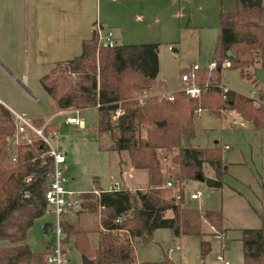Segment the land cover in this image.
Instances as JSON below:
<instances>
[{"label": "rangeland", "instance_id": "1", "mask_svg": "<svg viewBox=\"0 0 264 264\" xmlns=\"http://www.w3.org/2000/svg\"><path fill=\"white\" fill-rule=\"evenodd\" d=\"M227 3V0H0V4H15L13 8L5 9L4 25H0V97L13 111L31 122L35 117H44L36 123L49 117L55 112V105L40 77L57 61L80 52V40L93 33V23L101 24L105 31L109 29L117 43H157L159 68L149 92L163 90L168 95L167 92L180 88V73L187 71L193 63L205 68L214 57L220 12L236 7L232 2ZM17 4H24V7ZM20 11L21 15L12 14ZM183 42L187 44L186 50L181 49ZM221 66L219 83L242 96H249L254 90L256 96L264 98V88L259 81L247 79L238 68L228 66V62ZM206 70L198 71L196 76L199 83L202 75V86L205 87L209 75ZM199 94L196 101L207 95L212 107L190 109L192 103L184 99L193 116L194 133L189 137L182 134L180 143L183 146L217 145L226 169L220 177L221 187H209L194 178L187 181L184 203L200 209L222 210V224L226 227L222 239L224 245L215 236H222L223 225L208 230L202 220V230L208 232L211 239V247L204 256L200 255L199 239L195 235H174L169 227H158L152 241L136 247L137 261L159 260L167 253L176 264H222L217 259V254L222 252L229 264H244L242 228L263 227L264 231V127H255L220 93L203 90ZM252 106L261 105L253 101ZM78 109L77 115L83 120L81 125L65 124V115H60L56 116L61 122L59 128L45 127V130L56 128L59 132L51 142L66 156L64 164L68 167L70 187L89 190L93 184H98L104 189L109 188L111 174L121 179L117 168L120 159L121 181L126 183L125 187L132 191L145 188L143 169H136L134 174L127 169L131 166L127 151L99 148L92 131L94 108ZM24 138L19 135V139ZM104 139L109 143L106 135ZM225 144L227 148H224ZM177 150L176 146L162 147L160 156L164 159L160 166L165 178L173 171L170 166ZM202 174L212 177L214 171L204 163ZM196 189L203 193L190 199L189 193ZM175 190L171 188L166 193L173 195ZM47 209L34 219L27 232V242L35 251H45V240L50 239L48 245L55 242L53 232L48 235L43 229L44 222H51L52 226L55 223L49 205ZM80 211L83 212L76 220L75 217L67 220L73 222L76 229L85 231L89 244L94 246L100 227L99 208L94 211L84 206ZM165 214L169 216L171 211L167 210ZM177 244L179 248H176ZM62 246L65 264H81L83 253L71 234L63 238Z\"/></svg>", "mask_w": 264, "mask_h": 264}, {"label": "trees", "instance_id": "2", "mask_svg": "<svg viewBox=\"0 0 264 264\" xmlns=\"http://www.w3.org/2000/svg\"><path fill=\"white\" fill-rule=\"evenodd\" d=\"M80 48L77 55L57 61L40 81L58 109L94 108L92 131L99 148L127 151L131 167L146 170L147 182L145 188L135 191L121 183L118 189L98 186V195L92 191L80 194L86 198L85 208L94 211L99 208L97 240L91 246L85 231L61 219L66 238L71 234L92 264H176L167 253L159 260L137 262L135 258L136 247L152 241L156 228L169 227L174 235L198 237L200 255L204 256L211 247V239L209 233L202 230V220L220 228L222 210L185 205L184 186L190 179H197V173L202 174V166L206 163L214 175L202 174V181L209 187H221L220 177L226 165L216 144L212 147L183 146L180 138L182 134L189 137L194 133L193 116L184 99L192 103L190 109L212 107V103L207 95L197 102L198 96L191 97L179 88L171 92L172 98L164 92H149L159 68L155 42L103 44L94 30L91 36L81 40ZM212 58L217 60V66L196 70L200 73L207 69L209 73L201 92L220 93L255 127H264V106L253 107L250 96H242L230 88L224 91L219 83L223 58L227 59L228 66L238 68L247 79L257 80L254 67H264L262 0H237L233 10L220 12ZM201 76L200 85L204 82ZM118 109L125 114L124 118L117 114ZM37 120H33L36 125L44 121L36 123ZM162 120L164 123L157 124ZM49 127L57 126L48 123L46 129ZM14 133V114L0 102V264H47L45 255L49 245L44 252L35 251L27 243L26 236L34 219L48 210L44 191L52 168L51 155L47 153L48 145L39 137L19 142L10 149L9 141ZM105 135L109 143L104 141ZM175 146L178 150L170 166L173 171L165 178L160 166L164 157L160 152L162 147ZM12 150L16 155L14 162L11 161ZM167 179L173 181L171 188H176L181 197L166 193L171 189L163 185ZM167 210L171 211L169 216L165 214ZM262 221L264 223V216ZM49 225V222L43 224L48 234ZM241 240L244 264H264L263 227L242 228Z\"/></svg>", "mask_w": 264, "mask_h": 264}, {"label": "built area", "instance_id": "3", "mask_svg": "<svg viewBox=\"0 0 264 264\" xmlns=\"http://www.w3.org/2000/svg\"><path fill=\"white\" fill-rule=\"evenodd\" d=\"M97 32V38L99 42H102L103 44H113V36L110 30H107L105 32L102 31L100 26H97L96 28ZM227 59H223L221 61V64L227 63ZM218 62L215 58H212V60L209 62V64L206 66L207 68L211 69L217 66ZM200 69V65L198 63H193L187 71H184L180 73L179 81H180V88L181 90L185 91L189 96L195 97L198 96L200 93V89L202 85H200L196 81L197 72L196 70ZM205 87V86H204ZM222 88L224 91L228 89L227 86L222 84ZM169 98H172V93H168L167 95ZM249 96L253 99L254 102H256L259 105L264 106V98L259 97L255 95L254 90H252L249 94ZM75 112V113H74ZM78 109L74 111H70L71 114H69L66 117V121L73 124L81 125L83 120L77 115ZM15 117V133L12 137V143L10 146V149H12V146L14 144H17L21 141L19 139L20 136H25L24 141L30 142L32 140V137H39L41 138L47 145L48 150L47 153L51 155L52 159V168L49 173V179L47 181V188L44 191V195L46 198V201L48 205L51 208V211L53 212L55 216V223L51 228V231L53 232L55 236V242L52 243L49 247L50 250L46 253V261L47 262H53L54 264H65V259L63 256V238H64V232L62 229L61 219L62 215L66 213H72L77 208H81L83 206V200L80 196V192H76L68 187V177L65 173V154L62 152V150L58 149L56 146L53 145L52 138L58 134V130L56 128H50L48 130H45V127L47 126L48 122L43 123L40 126H37L33 122L29 121L27 118H24L19 113L12 111ZM123 114L122 110L118 109L117 114ZM228 145L225 144L224 148H227ZM11 159L16 160L15 153H11ZM43 155V154H41ZM121 182L120 180L113 174L110 175V185L108 189H118L120 188ZM166 187H174L173 181L171 179H167L164 184ZM92 191L96 194H99L100 190L93 187ZM203 193L202 190L196 189L189 193L190 199L198 198ZM82 194V192H81ZM175 198L181 197L180 192L176 189ZM218 239L221 241V245L223 246L224 243L222 239L224 238V235L222 234H216L215 235ZM179 246L176 245V248ZM218 259H223L222 252H219L217 254ZM224 264H228L227 260L223 261Z\"/></svg>", "mask_w": 264, "mask_h": 264}, {"label": "crops", "instance_id": "4", "mask_svg": "<svg viewBox=\"0 0 264 264\" xmlns=\"http://www.w3.org/2000/svg\"><path fill=\"white\" fill-rule=\"evenodd\" d=\"M220 1H222V0H220ZM228 1V3L227 4H231V2L233 3V4H236V1L237 0H227ZM263 1V3H264V0H262ZM14 5L15 4H0V25H4V16H5V9H10V7L11 8H13L14 7ZM19 5V6H18ZM17 6L18 7H24V4H22V6H21V4H17ZM12 14H16L17 16L18 15H21V11L19 12V13H12ZM20 18H21V16H20ZM22 20V19H21ZM21 20H18V23H20V21ZM97 26H100L101 27V29H102V31L103 32H105V29L103 28V26H101V24L99 25V24H92V29H93V31H91V32H94V30L96 31V28H97ZM0 29H1V27H0ZM109 30V29H108ZM107 31V30H106ZM97 33V32H96ZM93 34V33H92ZM91 34V35H92ZM91 35H89V36H91ZM113 36V35H112ZM83 38H87V36H85V37H82L81 38V40L83 39ZM81 40H80V43H81ZM160 91H162V92H164L163 90H160ZM164 93H166V92H164ZM167 93H170V92H167ZM49 95V94H48ZM49 97L51 98V100L54 102V100L52 99V97L49 95ZM262 97V96H261ZM0 102H2L3 104H5L6 106H8V108L11 110V111H13L12 109H11V107L9 106V104L7 103V102H5L1 97H0ZM54 107H55V112H53V113H51L50 114V116L48 117H45V119H44V121L42 122V124L43 123H45V122H48V123H58V128H59V126H60V124H61V122L60 121H58L57 119H56V116L58 117V116H60V115H65V119H64V123L65 124H73V123H69L68 121H66V117L69 115V114H71L70 113V111H74V110H69V108H65V109H61V111H60V109H58L57 107H56V104H55V102H54ZM79 110V109H78ZM60 111V112H59ZM63 111V112H62ZM40 118H44V117H35V118H33V120H35V119H40ZM47 123V124H48ZM41 124V125H42ZM74 125V124H73ZM37 126H40V125H37ZM58 134H59V132H58ZM57 134V135H58ZM56 135V136H57ZM56 136H54V137H56ZM12 138V137H11ZM20 142H25L24 140H21ZM14 152V151H13ZM66 157V156H65ZM66 159V158H65ZM120 160V159H119ZM119 160H118V166H117V168H119V173H120V177H121V179H122V171H121V167H120V163H119ZM127 169H129V171H130V173L131 172H133V174H134V171L136 170V168H133V167H131V166H129V167H127ZM65 173H66V175H67V170H68V167L67 166H65ZM143 171L145 172V175H146V182H147V173H146V170L145 169H143ZM143 172V173H144ZM68 177V176H67ZM121 179H120V182L121 183H123L124 184V182H122L121 181ZM202 181V180H201ZM146 182L145 183H143L144 185L146 184ZM126 184V183H125ZM95 184H93V186H92V188H90L89 190H79V189H73V188H71L70 187V185H69V180H68V187L70 188V189H72V190H74V191H76V192H80V194H81V192L82 193H85V192H90V191H92V189H93V187H95V188H97L96 186H98V184H96V186H94ZM99 187H101L100 185H99ZM102 188V187H101ZM104 189V188H103ZM106 189H108V188H106ZM93 192V191H92ZM96 194V193H95ZM96 195H98V194H96ZM81 197H82V200H83V206L81 207V208H77L74 212H72V213H66L64 216H63V220L66 222H69L70 224H72L73 222H70V220H67V219H69L70 217H75V219L74 220H76L77 219V217H79V214H81L83 211H80L81 209L83 210V208H84V206H85V202H86V198L84 197V195H81ZM189 197V196H188ZM196 199V198H195ZM204 220V222H203V225L209 230L210 228L209 227H211V229L214 227V226H212L206 219H203ZM72 221H73V219H72ZM46 222H48V221H46ZM45 223V222H44ZM43 223V224H44ZM50 223V225L52 226V223L51 222H49ZM49 225V226H50ZM223 225V224H222ZM51 226H50V232H51ZM223 227H224V233H223V235H224V237H225V235H226V227L223 225ZM49 232V233H50ZM47 234H48V232H46ZM49 235V234H48ZM27 237V236H26ZM218 239V238H217ZM219 241H220V239H218ZM26 241H27V239H26ZM49 241H50V239H48V240H45V245H48L49 244ZM28 243V242H27ZM220 243H221V241H220ZM29 244V243H28ZM178 245V244H177ZM50 246V245H49ZM179 246V245H178ZM69 247H71V246H69ZM179 248V247H178ZM136 250V249H135ZM222 255H223V253H222ZM218 259V258H217ZM219 260H221V259H219ZM225 260V258H224V256H223V259L221 260V262H222V264H224L223 263V261ZM137 261V260H136ZM228 261V260H227ZM137 262H141V261H137ZM81 264H82V261H81ZM228 264H229V262H228Z\"/></svg>", "mask_w": 264, "mask_h": 264}, {"label": "water", "instance_id": "5", "mask_svg": "<svg viewBox=\"0 0 264 264\" xmlns=\"http://www.w3.org/2000/svg\"><path fill=\"white\" fill-rule=\"evenodd\" d=\"M186 48H187V44H186V42H183L181 49L186 50ZM230 54H231V52L228 51L227 55H230ZM253 74H254V77L263 85V88H264V67L255 66L253 69ZM121 117L124 118L125 114H122ZM162 123H164L163 120L157 122V124H162ZM12 140H13V138H10L9 147L11 146ZM196 178L198 180H203V176L201 173H197ZM49 232H50V229H49ZM82 264H92V260L88 256L82 255Z\"/></svg>", "mask_w": 264, "mask_h": 264}]
</instances>
